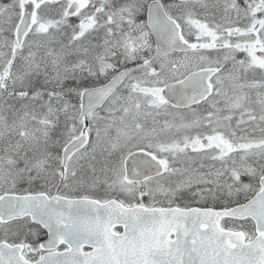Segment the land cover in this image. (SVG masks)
<instances>
[{
    "label": "snow or ice",
    "instance_id": "6c2138e0",
    "mask_svg": "<svg viewBox=\"0 0 264 264\" xmlns=\"http://www.w3.org/2000/svg\"><path fill=\"white\" fill-rule=\"evenodd\" d=\"M0 264H264V0H0Z\"/></svg>",
    "mask_w": 264,
    "mask_h": 264
}]
</instances>
